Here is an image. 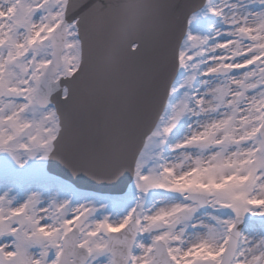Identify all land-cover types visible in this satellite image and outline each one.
Masks as SVG:
<instances>
[{"label":"rangeland","instance_id":"obj_1","mask_svg":"<svg viewBox=\"0 0 264 264\" xmlns=\"http://www.w3.org/2000/svg\"><path fill=\"white\" fill-rule=\"evenodd\" d=\"M65 4L0 0V264H58L74 226L85 264H112L107 236L133 218L129 264H150L158 240L178 264H218L237 216L247 222L232 264H264V0H207L191 17L134 190L118 197L75 190L44 171L57 122L35 95ZM79 55L71 25L59 75H70ZM187 192L208 194L210 205L190 204Z\"/></svg>","mask_w":264,"mask_h":264},{"label":"water","instance_id":"obj_2","mask_svg":"<svg viewBox=\"0 0 264 264\" xmlns=\"http://www.w3.org/2000/svg\"><path fill=\"white\" fill-rule=\"evenodd\" d=\"M204 1L71 0L68 20L53 36L54 59L38 92L39 105L54 104L59 118L45 169L111 194L127 189L135 158L175 76L170 50L180 35L177 31ZM74 16L79 18L83 60L71 78L53 82L65 27ZM64 85L68 96L63 99ZM198 197L203 196L195 195V201L205 202ZM134 234V226L111 234L108 249L115 264L127 263ZM121 241L124 249L118 250ZM230 252L221 264H229ZM152 264H173L163 245Z\"/></svg>","mask_w":264,"mask_h":264}]
</instances>
